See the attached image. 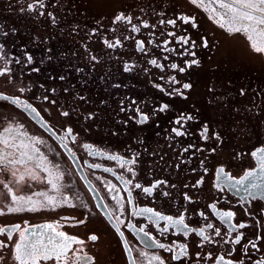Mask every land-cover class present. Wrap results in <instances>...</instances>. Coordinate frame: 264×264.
I'll return each instance as SVG.
<instances>
[{
  "label": "flooded vegetation",
  "instance_id": "flooded-vegetation-1",
  "mask_svg": "<svg viewBox=\"0 0 264 264\" xmlns=\"http://www.w3.org/2000/svg\"><path fill=\"white\" fill-rule=\"evenodd\" d=\"M28 2L33 0H25V7ZM45 2L46 5L56 4V7L46 6L42 11L53 12L58 23L52 24L46 15L36 18L35 14L21 12L18 0H0V25L3 26L0 32L8 33L7 36L0 34V43L5 45L4 51L10 57L21 59L20 64H11L13 76H22V84L31 87V91L26 90L21 94L17 91L21 86L19 79L8 84L6 78H0V92L27 100L40 111L56 133L54 136L39 117L22 105L0 100V139H10L8 148L0 143V152L24 161L15 166L8 165L9 170L0 173V178L10 180V170L18 168L25 174L26 183L12 185L17 195L32 196L34 200L44 202L45 197L35 196L34 193L46 192L48 196L56 197L58 203L54 209L47 206L39 211L0 216V227L15 224H20L22 229L29 227L31 231L43 233V236H30V239H42L47 243L48 237L55 236V233L35 226L59 222L58 231L85 240L82 247L88 256L94 258V264H129L133 258L136 264H148V260L156 255L164 259L165 264H213L207 259L196 260L197 252L204 256L209 251L213 252V256L224 255L226 259L237 262L243 259L244 264L264 259V240L256 241L259 251L251 249L249 245L252 260L244 255L242 247L248 240H254L258 233L264 235V216L260 214L264 201H251V211L261 220V226L257 228L255 221L245 215L241 207L245 200H250L247 192L225 188L221 193L213 186L215 167L223 165L236 177L247 169L259 167L258 161L250 153L264 147V54L255 52L244 34L229 33L221 28L209 10L191 4L190 0ZM120 12L132 15V24L141 26L142 21H147L150 27L146 29L141 26L140 32L135 33L131 31V24L113 23L114 16ZM180 15L195 16L198 27L193 29L180 20H177L176 26L160 23L161 20L175 19ZM77 25L79 27L73 31ZM12 29L16 30L15 33ZM94 29L96 32L93 34ZM169 32L175 35H168ZM181 35H188L197 41V47L192 50L200 61L198 67L194 66L184 73L171 68L173 63L183 67L185 60L192 58L181 55L188 47L177 43ZM201 38L209 41L208 48L201 46ZM105 39L113 42L120 39L121 46L108 48ZM138 40L145 42L143 51L136 48ZM25 53L33 56V64L25 63ZM92 55L99 62L91 60ZM49 56L52 59H48ZM153 59L163 68L152 65L150 61ZM125 64L132 66L131 71H124ZM33 67L40 71L32 72ZM60 75L65 79L60 80ZM172 76L180 83H170ZM185 82L194 85L188 101L167 95L170 89L178 88ZM155 85H160L165 91L161 92ZM53 88L55 93L50 91ZM209 88L213 91L210 92ZM241 88L245 89L244 96L239 95ZM45 89L49 91L45 92ZM44 95L56 99L57 105L44 101ZM79 95L86 99L80 100ZM161 103H170V110L167 113H153V109ZM61 105L62 110L77 109L71 119L59 115L58 106ZM137 107L150 115V120L143 125L136 122ZM181 111L192 114L195 119L185 122L184 136L176 137L171 129L178 127L173 121ZM89 114H94L92 119L86 118ZM204 124L209 126V135L213 132L221 135L220 142L214 138L205 140L201 136ZM69 126L76 136L75 143L71 138L64 141L59 139L64 135V128ZM9 127L13 130L5 132L4 129ZM35 138L44 143H36ZM62 143L75 152V157L61 147ZM84 144L91 145V148L85 149ZM189 145L192 147L185 152ZM212 147H216L215 153H210ZM21 153H27L32 159L28 160ZM41 154L47 157V161L40 159ZM113 155L122 157L123 161L135 157L137 163H125L121 167L122 160L108 159ZM201 160H205L204 166L209 169L207 174ZM89 164H99L101 167L90 168ZM55 165H59V168ZM43 167L50 169L51 179L61 186L59 191L47 183L49 174L41 171ZM128 167L135 170V177L127 171ZM105 168L110 171H105ZM26 169H35L45 178L44 182L28 180ZM58 173H63L62 180L56 179ZM202 176L204 182L192 187ZM128 179H132L133 185L140 183L142 187H150L157 181L166 183L153 189L149 195L133 185H126L125 180ZM109 182L116 186L111 191ZM126 189L131 191V195ZM165 191L169 196L162 195ZM0 193H3L0 196L2 206L9 202L10 197L2 185ZM184 193L191 196L192 202L184 199ZM63 196H68L69 203L75 207L60 204ZM113 196L116 200L112 199ZM117 200L123 205V215ZM128 200L132 203L129 204ZM212 203L217 205L215 210L209 207ZM140 208H152L174 218L183 214L190 228H205V234L220 243H207L195 232L185 236L181 228L174 227L168 221L157 220L151 213H138L137 209ZM226 210L236 213L234 222L243 221L251 226L223 236L224 232H228V224L222 222L218 213ZM200 212L208 219L200 216ZM63 217L75 219L65 220ZM84 218H87L85 224H76V221ZM120 220L124 224H120ZM127 223L135 224L136 228L128 229L125 227ZM208 223L220 227L222 237H214L213 230L207 229ZM117 226L124 232L123 237L116 232ZM139 227H145L157 241L173 246L174 252L148 247L151 241L137 232ZM165 227L168 231L162 232L161 229ZM239 232H243L245 237L240 245L223 243L224 239H230ZM92 234L99 237L96 242L87 240ZM13 237L14 240L18 239V234L14 233ZM4 239L5 236H0V240ZM125 241L132 249L130 255L125 251ZM180 244L188 245L191 258L173 261L171 256L179 251L177 246ZM197 244L204 247L198 248ZM77 247L81 246L73 245V248ZM230 250L231 255L228 254ZM10 252L11 249H6L5 257H9ZM140 253H146V256ZM40 264H55V261L41 260ZM81 264H87V260L83 259Z\"/></svg>",
  "mask_w": 264,
  "mask_h": 264
},
{
  "label": "snow or ice",
  "instance_id": "snow-or-ice-1",
  "mask_svg": "<svg viewBox=\"0 0 264 264\" xmlns=\"http://www.w3.org/2000/svg\"><path fill=\"white\" fill-rule=\"evenodd\" d=\"M18 2L21 4L20 11L21 12H27L31 14H35L36 18L44 17L45 15L51 19L52 24L58 23L56 15L53 14V12L48 11H42V9H45L46 6L56 7L55 3H52L50 5H46L45 0H33V2L26 3V7L24 6L25 0H18ZM190 3L193 5H196L197 7H205V0H190ZM215 5V6H212ZM209 6H211V11L213 13L216 12V8L219 7L221 9H225L226 12L221 13L216 18V22L219 24L221 28H225L229 33H242L244 34L248 41L251 42L252 49L257 52L264 54V42H259L254 37H264V0H209ZM205 10H208L207 7H205ZM143 11V10H142ZM227 17V18H226ZM136 19H141L140 17H136ZM177 20H180L185 25H190L191 28L195 29L198 27L197 20L195 16H189V15H180L175 19H168L167 21L161 20V24H170L173 26H176ZM133 17L130 14H125L124 12H120L119 14H116L113 19V23L118 22H124L126 24H131V31L138 33L140 32L141 26L143 28H149L150 25L147 21H142L141 26H137L136 24H132ZM99 24V21H97ZM2 25H0V29H2ZM79 27V25L75 26L73 28V31ZM154 27V25H152ZM15 29H12V32L15 33ZM115 31V29H113ZM187 31V30H185ZM96 32V30H93V34ZM0 34L7 36V32H0ZM168 35H175V33L169 32ZM201 46L204 48L209 47V41L206 38H201ZM104 43L107 45L108 48H115L117 46H121V40L116 39L114 42L105 39ZM151 43V41H149ZM167 43V42H166ZM177 43H180L181 45H187L188 47L184 49V51L181 53V55H186L189 57H192L189 60H185L184 64L185 66L180 67L177 64L173 63L171 64V68L174 70H178L180 73L186 72L188 69L193 68L194 66H199L200 61L197 59V53L193 51L192 49H195L197 47V41L193 38H191L188 35H181L177 38ZM136 48L137 50L143 51L145 48V42L138 40L136 41ZM5 45L3 43H0V78H6V82L8 84H11L14 82V80L19 79L21 81V86L18 87L17 91L19 93H24L26 90L31 91V87L24 86L22 84V76L21 77H14L12 74V68L11 64L14 62L16 64L21 63V59L19 57L12 58L10 57L7 52L4 51ZM87 51V48L85 49ZM49 52H51V49H48ZM25 63L26 64H33V56L30 54L25 53ZM91 60L99 62L97 60V57L92 55L90 56ZM48 59H52L51 56L48 57ZM167 59V57H165ZM150 63L152 65H155L157 67L163 68L162 65L157 64V61L155 59L151 60ZM131 67L128 64H125L124 71H131ZM32 72H39L40 69L37 67H33L31 69ZM77 71H83L82 69H78ZM60 80H64L65 77L63 75L59 76ZM163 79V77H161ZM170 83L172 84H179L180 82L176 80L175 76H172L169 78ZM116 87H120V85H115ZM157 88L160 89L161 92H164L165 89L161 87L160 85H155ZM41 88H43V85H40ZM194 88V85L192 82H185L180 84V87L178 88H172L167 92L168 96H176L181 98L184 101H188L190 94ZM48 89H45V92H48ZM52 93H55V88L50 90ZM65 92L68 91L67 88L64 89ZM209 91H213L212 88H209ZM245 89L241 88L239 91V95L244 96ZM80 100H85L86 98L83 95H79ZM0 100L3 101H9L14 105H22L24 109L30 110L32 113H34L37 117L41 119V122L43 123L44 127L49 128L50 131H52V134L55 136L56 133L51 129L48 122L44 120V118L41 116L40 111L37 110V108L33 107L32 104H30L27 100H22L20 96H9L5 95L4 93L0 92ZM43 100L52 104L57 105V100L54 98H51L49 95H44ZM211 102V101H210ZM135 103V101H133ZM194 107V105H193ZM63 106H58L59 109V115L61 117L69 118L71 119L72 115L76 113V108H71L70 110H62ZM171 108L170 103H161L158 108L153 109V113L159 112V113H167ZM124 109L122 108L121 111ZM198 111V109H196ZM44 111H48L47 109H44ZM250 111V109H249ZM136 112L138 114L136 118V122L138 124H145L150 120V115L147 113L142 112L139 107L136 108ZM94 114H89L87 119H92ZM195 117L190 113H185L181 111L177 118L173 121L175 125L178 127H173L171 129V132L175 134L176 137H182L186 133L183 130L185 122L187 121H193ZM20 127H23L22 125ZM13 129L11 127L4 129L5 132H11ZM210 129L207 124H204L201 131V136L205 140H209L214 138L216 141H221V135L219 133L213 132L211 135H209ZM22 135H27V133H21ZM71 138L72 142H76V136L73 135V128L72 127H66L64 128V135L59 137L60 140L64 141ZM36 143H44L43 140L39 138H35ZM0 143L4 145L5 148H8L10 145V139L9 137H4L3 139H0ZM25 146L26 145H22ZM61 147L65 148L68 152L72 153V157H75V152L72 151L71 148L68 147L67 144L62 143ZM83 147L85 149L91 148V145L84 144ZM192 146L189 145L188 148H185L184 151L187 152ZM216 147H212L209 149L210 153L216 152ZM36 151H39V149H36ZM251 157L255 158L258 161L259 167L258 169L256 167L247 169L243 172L242 175L239 177L234 176L230 171L226 169L225 166L220 165L218 167H215L214 169V178L215 183L214 187L221 193L225 191V188L228 189H234L237 192L241 191L242 189L248 193V197H250V200H245L241 207L243 208V212L245 215L249 216L255 221V224L257 228L261 226V220L255 216V213L251 211L250 205L251 201H264V147L257 148L256 150L252 151L250 153ZM21 156H27L28 160L32 159V156H29L27 153H21ZM41 160L47 161V157L43 156L41 154L40 157ZM108 159L111 160H122L121 167H124V164L127 163L129 165H134L137 163L136 158L123 161L122 157L119 156H109ZM207 157H205V160ZM205 160H201V165H205ZM24 163L23 160L20 159H14L10 158V155L7 153L0 152V165H3L4 167H0V173H3L4 171H8L7 168L8 165H18ZM39 167V165L37 166ZM54 167L59 168V165H55ZM88 167L90 168H100L101 165L99 164H89ZM105 171H110V169L105 168ZM28 176L27 179L31 180L33 182H44L45 178L41 177L38 172L35 171V169H26ZM41 171L46 172L49 174V178H47V183L51 184L52 188L59 191L60 185L53 182V179H51L52 173L48 167L41 168ZM127 171L129 173H132L133 177H135L136 172L132 167H128ZM209 169L204 166V173L207 174ZM11 179L5 180L0 178V185L3 186L4 189L7 190V196L10 197L9 202L4 203L2 206H0V216L11 214V213H21L25 211H39L43 207L51 206L53 209L57 206V199L54 196H48L46 192H36L34 193L35 196H43L45 197V201L41 202L39 200H34L32 196H24V195H17L16 192L13 189V184L19 186L24 185L26 183V176L25 174L21 173L18 168H13L10 170ZM57 180L63 179V173H58L56 175ZM99 179V177H98ZM117 179H123V177H117ZM204 182L203 176L196 181L192 187H197L201 185ZM166 183L165 181H157L156 183L151 184L150 187H142L140 183H135L133 185L132 179L125 180L126 185H133L136 189H142V191L146 194L151 195L153 192V189L157 188L159 185H162ZM66 187H71V185H67ZM116 186L111 184L109 182L108 188L109 191L114 189ZM172 187L174 188L175 185L173 184ZM185 187H188V185H185ZM127 190V189H126ZM129 192V195H131V191L127 190ZM163 196L167 197L169 196L168 192H163ZM0 196H3V193H0ZM113 200H116V197H112ZM123 199V198H121ZM184 199L192 202L191 196H189L187 193H184ZM129 204L132 203L131 200L127 201ZM60 204H66L69 207H75L74 204L69 203V197L63 196V199L59 201ZM117 204L120 205L121 208V215H123V205L120 204V201L117 200ZM248 205V206H245ZM107 207V205H105ZM209 207L213 210L216 209L217 205L216 203H212L209 205ZM91 211V209H89ZM137 212L140 214L143 213H151L152 216H154L157 220H164L168 221L171 225L174 227L181 228L184 232V235L187 236L191 232H195L196 236H199L202 238L203 241L210 243V244H216L219 245L220 241L215 240L212 236L206 235V229L205 228H198L193 229L190 228L187 223H185V216L183 214L179 215L178 218H174L171 215H164L159 211H154L152 208H140L137 209ZM261 216H264V208L260 209ZM111 215V214H109ZM200 216L204 217V219H208L207 216L203 212L199 213ZM218 215L220 216L222 222L228 224V232H224L223 236H228L229 232H234L237 229H246L250 227L246 222L240 221V222H234L236 213L232 210H226L223 212H219ZM63 219H75L74 217H63ZM86 219H80L76 221L77 225H83L86 223ZM117 219H119L117 217ZM120 224H124L123 220H120ZM39 229H48L51 232L55 233V236H49L47 243H44L42 239H36L32 240L29 237L30 236H43V233H37L34 231H31L29 227L21 228L20 224L12 225L11 227H0V236H5L6 239L0 240V264H9V261H11V264H40L41 260L48 261V260H54L55 264H81V261L83 259L87 260V264H94V258L91 256H88L87 253L84 252V248L82 247L85 244V240L78 238L75 235H70L67 232L64 231H58L57 229L60 227L59 222L56 224H44V225H38L35 226ZM125 227L128 229L136 228L135 224L127 223L125 224ZM207 229H212L214 232V237H222V231L220 227L214 226L213 223L207 224ZM116 232L120 236H124V232L121 231V228L119 226L116 227ZM162 232H167L168 228L165 227L161 229ZM138 233H142L143 237L147 238L151 241V243L147 244L148 247H156L159 249H164L165 251L169 253L174 252V248L171 245H166L164 243H161L155 239V237L150 236V233L146 231L145 227H139L137 228ZM18 234V239L14 240L13 234ZM99 239V237L96 234L89 235L87 237V240L96 242ZM245 239L244 233L239 232L234 237H230V239H224L223 243H235L237 245L241 244V241ZM264 240V235H260L259 233L255 236L254 240H248L247 243L243 244V253L245 256L248 257L249 260H252V257L249 252V245L251 246V249L259 251V247L256 243V241ZM125 243V251L130 255L132 252L131 247L128 246L127 241ZM73 245H80L81 247L73 248ZM179 248V251L175 252L171 256V260L173 261H180L182 258H191L189 256L188 252V245L187 244H180L177 246ZM198 248H203V244H197ZM6 249H11L10 256L5 257L4 252ZM231 255V250L228 253ZM141 256H146V253H140ZM74 257V259H73ZM207 259L210 261H213V264H244V260L241 259L238 262L233 261L231 259H226L224 255H218L213 256V252L209 251L206 253V255L202 256L200 252L196 253V260H202ZM153 261H156L157 264H165V260L162 259L160 256L156 255L151 257L148 260V264H153ZM129 264H136L135 258L129 260ZM253 264H264V259H257L253 261Z\"/></svg>",
  "mask_w": 264,
  "mask_h": 264
},
{
  "label": "bare ground",
  "instance_id": "bare-ground-1",
  "mask_svg": "<svg viewBox=\"0 0 264 264\" xmlns=\"http://www.w3.org/2000/svg\"><path fill=\"white\" fill-rule=\"evenodd\" d=\"M205 4L208 6V8L211 9V6H209V0H205ZM212 6H215V5H212ZM225 11H226L225 9H221V8L217 7L216 12L212 16H213V18L216 19L219 14L224 13ZM254 39L258 40L259 42H264V37H254Z\"/></svg>",
  "mask_w": 264,
  "mask_h": 264
},
{
  "label": "built area",
  "instance_id": "built-area-1",
  "mask_svg": "<svg viewBox=\"0 0 264 264\" xmlns=\"http://www.w3.org/2000/svg\"><path fill=\"white\" fill-rule=\"evenodd\" d=\"M205 6L208 8V6L205 4ZM153 264H157V262L156 261H153Z\"/></svg>",
  "mask_w": 264,
  "mask_h": 264
},
{
  "label": "rangeland",
  "instance_id": "rangeland-1",
  "mask_svg": "<svg viewBox=\"0 0 264 264\" xmlns=\"http://www.w3.org/2000/svg\"><path fill=\"white\" fill-rule=\"evenodd\" d=\"M208 10H209V12H211L212 14H214V13L211 11V9L208 8ZM225 12H226V11H225Z\"/></svg>",
  "mask_w": 264,
  "mask_h": 264
}]
</instances>
